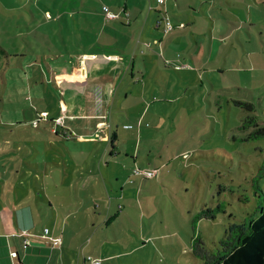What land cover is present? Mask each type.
Returning a JSON list of instances; mask_svg holds the SVG:
<instances>
[{
  "label": "rangeland",
  "instance_id": "374dc122",
  "mask_svg": "<svg viewBox=\"0 0 264 264\" xmlns=\"http://www.w3.org/2000/svg\"><path fill=\"white\" fill-rule=\"evenodd\" d=\"M152 1L0 0V246L13 264L24 221L26 239L50 249L47 264H82V256L102 264H195L193 238L215 250L227 224L263 200L264 138L243 141L246 114L233 99L251 101L264 121V0ZM149 2L173 33H190L194 60L182 54L195 77L183 81L162 64L161 91L146 94L153 103L142 121L144 106L94 109L64 94L65 83L68 92L79 85L80 57L102 48L87 47L103 25L102 6L125 20V4L139 13ZM134 169L156 173L145 178ZM105 198H112L111 215ZM205 210L213 220L197 218ZM61 234L64 254H53L46 242Z\"/></svg>",
  "mask_w": 264,
  "mask_h": 264
},
{
  "label": "crops",
  "instance_id": "0c3cea01",
  "mask_svg": "<svg viewBox=\"0 0 264 264\" xmlns=\"http://www.w3.org/2000/svg\"><path fill=\"white\" fill-rule=\"evenodd\" d=\"M154 3H156V1ZM103 7H106L109 12L117 15V18L114 20L123 21V24L121 22L119 23V27L123 31L120 30L119 34L118 30L120 28L111 27V25H109L110 22H107L110 20L104 18L103 25L99 27V35L97 34L96 37L92 39L91 45L87 46L88 49L94 46L102 48L93 52L90 51V53H84L85 55L80 57L83 59V65L81 66L82 69L76 73L80 79L76 91L68 92L69 88H67L66 83L64 84V89L61 90L64 91V94L67 93L71 100L75 96L76 98L81 97L85 104L91 102L94 109H101L103 103H108L110 106L112 104L111 107L117 103V107L121 109V105L126 107L127 101L131 106H144L142 114L138 113V117L136 116L137 119L139 118L138 121H142L144 118L143 112L147 109V105L151 107L153 103L151 101L148 103L146 94H148L149 91H151L152 94L155 93L156 88H160L159 91H161V83L165 77L160 69L162 64L166 68H171V66L165 65V62L169 61L174 65L181 66L179 69H173L179 73L183 81H188L195 77V70L188 59L189 54L192 61L194 60L193 54L189 51V49H191V42L189 40L190 33L188 31L173 33L172 30L174 28L170 32L164 33L160 27L156 28L154 24L156 20L162 19V10L152 5L150 2L147 8L140 7L139 13L135 12L133 8H128V5L125 4L122 8L125 20L121 19L120 13L112 12L105 4L102 6V11ZM142 14L143 19L139 21L138 19L141 18ZM136 15H138L137 18H135ZM133 18L134 21H132ZM186 25V23L181 22L182 29H186ZM104 31L107 32L106 36L108 37L102 38L103 40L100 41V36ZM122 36L126 39H122ZM197 39L199 38L195 40ZM119 40L123 42V46L119 44ZM183 52L188 54L183 55ZM165 74H167V76L169 75V73ZM168 79L173 83L170 75ZM86 97L89 100H87ZM134 100H138L139 104ZM70 104V100L67 104L62 101V106L66 110L70 109ZM105 125L106 121L96 122L97 127H103ZM113 137L116 140V144L111 145V156L117 155L116 151L118 149V143L120 142L118 139L119 134L116 133ZM111 140H113V138ZM111 143L114 142L111 141ZM131 160L135 165L136 158L131 156ZM107 199L105 198V203L108 206V214L111 215L109 203L112 202V198ZM92 206V214L96 215L98 205L93 204ZM116 206L119 208V205ZM113 216L114 215L110 217ZM25 223L26 221L22 222L21 229L17 228L19 231L18 234H16L17 236H15L17 237V244L15 245L17 263H49L46 255L50 253V249L39 246V242L34 236L30 237V234L29 239H26L25 233H29V230L24 227ZM59 238L60 244L58 247H51V249H54L53 252L55 253L53 254H56V252L60 250L63 255L64 251H62L61 246L64 244V237L61 234ZM46 244L47 246L51 245L50 242H46ZM7 251L6 244H2L0 246V264H13L10 256L8 257L9 252L7 253ZM87 262L85 257L82 256V264H87ZM73 264H79V260H75Z\"/></svg>",
  "mask_w": 264,
  "mask_h": 264
},
{
  "label": "trees",
  "instance_id": "16d2710c",
  "mask_svg": "<svg viewBox=\"0 0 264 264\" xmlns=\"http://www.w3.org/2000/svg\"><path fill=\"white\" fill-rule=\"evenodd\" d=\"M233 102L246 114L239 127L242 131L249 129L243 141L264 138V121L256 117L254 104L239 99ZM259 190L264 195V191ZM214 217L212 210L197 215L198 219L213 220ZM191 254L197 260L195 264H264V198L243 220L227 224L215 250L208 248L198 236L193 238Z\"/></svg>",
  "mask_w": 264,
  "mask_h": 264
},
{
  "label": "built area",
  "instance_id": "2783aa9c",
  "mask_svg": "<svg viewBox=\"0 0 264 264\" xmlns=\"http://www.w3.org/2000/svg\"><path fill=\"white\" fill-rule=\"evenodd\" d=\"M155 1L157 4H162L164 2V0H155ZM103 12L105 14L106 19L114 20L117 18V15L109 12L106 7H103ZM154 26L156 28L160 27L164 33H168L173 29L171 22L168 18L156 20ZM165 64L173 67L174 69L181 68V66L174 65L173 63H171L169 61H166ZM57 121H58V123H61L60 119H58ZM155 173H156L155 170L153 171V170L134 169L132 175H138V176L143 175L145 178H152V177H154ZM59 244H60V238L59 237L52 240V243H51L52 247H58ZM86 260L90 264H102V261L99 258H92V257L87 256Z\"/></svg>",
  "mask_w": 264,
  "mask_h": 264
}]
</instances>
